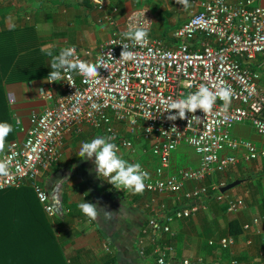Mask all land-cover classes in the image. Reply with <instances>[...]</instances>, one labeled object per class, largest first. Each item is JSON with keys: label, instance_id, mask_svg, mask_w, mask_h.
Instances as JSON below:
<instances>
[{"label": "built area", "instance_id": "2783aa9c", "mask_svg": "<svg viewBox=\"0 0 264 264\" xmlns=\"http://www.w3.org/2000/svg\"><path fill=\"white\" fill-rule=\"evenodd\" d=\"M87 1L97 11H104L105 0ZM98 22L109 24L112 31L95 53L75 45L66 47L75 46L81 60L103 66L99 69V82L85 83L84 77L74 71L65 73L63 81L48 83V75L43 79L38 95L48 105L40 112H32L27 126L19 117L14 118V130L23 137L9 140L0 152V160L11 159L10 174L0 177V190L28 185L48 219L66 214L69 210L56 207L40 181L59 161L64 135L72 130L79 132L83 126L92 127L103 130L119 151L134 152V141L119 137L116 124L120 123L148 140V151L157 160L152 173L141 164L150 175L145 183L152 185L146 191L181 193L190 201L187 207L175 209L165 219L167 222L174 217L189 218L202 207L198 200L212 190L217 199L225 201L227 212L242 209L244 201L220 191L222 183L205 185L202 181L226 172L241 160L264 159V145L232 133L235 124L248 123L264 137V88L260 85V72L250 64L256 59H260L259 65L264 62V6L259 0H196L188 18L170 34L175 41L173 47L150 34L153 16L144 7L131 10L120 22L113 14L103 12ZM130 26L148 30L147 44L138 46L123 38L121 33ZM123 45L135 53L134 61L119 60ZM201 85L213 92L220 87L229 88L231 103L225 107L217 98L208 114L197 110L187 113V119L168 120L167 105L196 92ZM182 143L198 156L197 166L169 173L171 154ZM101 178L108 183L107 178ZM187 182L195 184L187 187ZM257 222L255 218L242 228L250 230ZM148 227L173 235L168 223L158 218H150ZM234 243L233 236L208 241L220 249ZM103 247L110 251L107 243ZM173 251L169 244L156 245L157 264H166ZM183 264H189V260Z\"/></svg>", "mask_w": 264, "mask_h": 264}, {"label": "crops", "instance_id": "0c3cea01", "mask_svg": "<svg viewBox=\"0 0 264 264\" xmlns=\"http://www.w3.org/2000/svg\"><path fill=\"white\" fill-rule=\"evenodd\" d=\"M105 1L103 12L113 14L118 22L131 10L148 9L153 16L150 34L171 47L175 45L170 36L172 30L188 18L196 2L188 0L185 7L175 0ZM228 1L237 3L242 0ZM259 3L264 6V0H259ZM113 7L117 9L115 12ZM102 13L87 0H0V41L6 42L7 47L13 46L11 50L32 51L33 56L38 50L37 60H43L41 54L46 53L41 51L42 47L51 50L54 55L67 45L89 48L95 53L112 31L109 24L98 22ZM17 60L18 56L3 57L0 69L9 71L16 66ZM50 60L51 57L46 54L42 66L47 73L52 70ZM259 61L256 59L250 64L253 68L259 67L264 74V62L259 65ZM18 65L22 66L21 58ZM19 70H16L13 79L8 82L3 80L2 84L13 120L19 117L27 126L29 115L42 111L48 105L38 95V86L46 76L27 80ZM116 129L120 138H130L131 129L128 126L117 123ZM232 133L264 145V137L248 123L235 124ZM22 137L14 130L13 138ZM96 137L108 136L103 130L85 126L79 132L72 130L66 133L59 161L40 177L55 206L69 210L66 214L50 220L30 186L14 188L16 196L20 197L18 200L23 197L21 204L25 213L35 217L36 221L43 218L46 222L44 228L54 238V245H49L51 262L45 261V264H54L52 259H56L59 249L65 264H157L154 248L163 243L174 248V253L167 256L166 264H183L185 259L189 260V264H264V159L241 160L226 172L215 173L202 181L205 185L222 183L220 191L225 195L241 198L244 207L239 211L227 212L225 201L217 199L212 190L198 200L202 207L189 218L174 217L167 222L165 219L175 209L187 207L190 201L184 199L181 193H150L145 190L143 194H133L128 190L118 191L110 183H105L96 175L94 163L79 156L81 144ZM134 144V152L122 150L119 155L129 163L145 165L152 173L157 165L156 158L148 148L140 149L137 142ZM197 163L198 156L190 146L182 143L171 154L168 172L194 168ZM235 181L238 183L224 190L226 185ZM194 184L187 182L186 186ZM28 194L35 203L29 201ZM86 201H99L97 207L100 214L96 220L86 217L78 208L79 203ZM106 210L111 212V219L105 217ZM153 217L168 223L173 235L149 229L148 220ZM255 218L257 224H252L250 230H243L242 226ZM42 223H36L33 230H37ZM225 236L235 239V243L227 249L208 244L209 240ZM104 243L110 246V251L104 249Z\"/></svg>", "mask_w": 264, "mask_h": 264}, {"label": "clouds", "instance_id": "9594fccd", "mask_svg": "<svg viewBox=\"0 0 264 264\" xmlns=\"http://www.w3.org/2000/svg\"><path fill=\"white\" fill-rule=\"evenodd\" d=\"M179 5L188 6V0H175ZM123 38L132 40L135 45L144 46L149 39V32L141 26H130L127 31L121 33ZM42 52L51 57V71L46 77V82L54 83L63 81L65 73L69 71L77 72L84 77V82H99V69L103 67L99 63H90L81 60L77 56L75 46L62 48L58 54H53L46 47L41 48ZM111 55V53H110ZM122 62L134 61L135 53L127 50L123 45L120 54ZM257 78L259 74L257 73ZM219 98L224 102L225 107L231 103L232 91L227 87H220L213 92L205 85L199 86L196 92L188 94L185 98L173 101L167 105L166 112L169 113L168 120L175 121L177 119H187V113H196L202 110L205 114L212 111L216 99ZM173 112L175 114H173ZM19 123V120L16 121ZM190 123V121H189ZM175 128V127H174ZM13 125L8 122H0V152L6 147V138L13 132ZM264 131V126H261ZM79 156L83 160L92 161L95 165V173L100 177L107 178V182L114 186L116 190H128L133 194H143L144 191L150 189L152 185L146 184L145 181L150 180V175L142 168L140 163H129L119 155L118 146L111 142L109 137H96L90 141L83 142L80 146ZM11 159L0 160V177H6L10 174ZM99 201L93 203L91 201L81 202L78 204L80 211L91 220H96L100 214L97 205ZM105 217L111 219V212L105 211Z\"/></svg>", "mask_w": 264, "mask_h": 264}, {"label": "trees", "instance_id": "16d2710c", "mask_svg": "<svg viewBox=\"0 0 264 264\" xmlns=\"http://www.w3.org/2000/svg\"><path fill=\"white\" fill-rule=\"evenodd\" d=\"M0 45L3 48H0V60L7 56L11 58L18 56V60L22 59V66L18 65L17 60L16 66L9 71L6 69L4 72L0 69V122H8L13 125L14 129V120L5 101L2 81L8 82L13 79L18 68L27 80L47 76L49 73L42 66L46 53L41 54L43 60H37L36 52L38 50L33 56L32 51L11 50L13 46L7 47L6 42L0 41ZM257 71L260 72L259 67H257ZM261 76L264 77V74ZM16 79L19 80L20 77L17 76ZM13 137L14 130L6 140ZM15 190L14 188L0 190V264H45V261L50 260L49 245L51 243L54 245V238L50 231L46 227L44 228L43 218L36 221L35 217L25 213L26 210L21 204L23 197L18 200L20 197L16 196ZM38 222L43 223L34 231L33 228ZM52 262L65 264L60 249L56 259L53 258Z\"/></svg>", "mask_w": 264, "mask_h": 264}, {"label": "rangeland", "instance_id": "374dc122", "mask_svg": "<svg viewBox=\"0 0 264 264\" xmlns=\"http://www.w3.org/2000/svg\"><path fill=\"white\" fill-rule=\"evenodd\" d=\"M262 73H263V71H262ZM260 85H261L262 88H264V77L263 76H261ZM130 133H131L130 138L134 142H137L138 145H140L139 146L140 149H142V148H148L149 147V146L147 147V145H150V142L148 144V140L143 139L141 137V135L139 134V132H137L135 130H132ZM17 194H18V192H17ZM26 197H28L29 198V201L31 202L32 199L30 198V195L28 194V195H26ZM32 202L35 203V200H32Z\"/></svg>", "mask_w": 264, "mask_h": 264}, {"label": "water", "instance_id": "95a60500", "mask_svg": "<svg viewBox=\"0 0 264 264\" xmlns=\"http://www.w3.org/2000/svg\"><path fill=\"white\" fill-rule=\"evenodd\" d=\"M237 183H238V181H235V182L230 183L229 185H226V186L224 187V190L228 189L229 187L234 186V185L237 184Z\"/></svg>", "mask_w": 264, "mask_h": 264}]
</instances>
